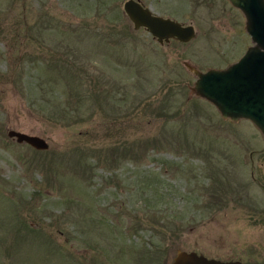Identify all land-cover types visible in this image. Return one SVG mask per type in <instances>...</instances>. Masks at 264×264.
<instances>
[{
    "label": "rangeland",
    "instance_id": "1",
    "mask_svg": "<svg viewBox=\"0 0 264 264\" xmlns=\"http://www.w3.org/2000/svg\"><path fill=\"white\" fill-rule=\"evenodd\" d=\"M141 1L195 35L160 43L124 0H0V264H169L179 248L264 264L262 133L194 89L248 42L236 8Z\"/></svg>",
    "mask_w": 264,
    "mask_h": 264
},
{
    "label": "water",
    "instance_id": "2",
    "mask_svg": "<svg viewBox=\"0 0 264 264\" xmlns=\"http://www.w3.org/2000/svg\"><path fill=\"white\" fill-rule=\"evenodd\" d=\"M230 1L243 9L246 27L253 43L237 60L225 67L196 69L194 89L211 101L223 117L234 120L241 117L250 119L260 129L264 139V42L260 32L263 28L264 14L257 8L264 6V2L263 0ZM123 10L135 29L146 28L160 43L170 38L188 41L196 32L192 23H183L172 17L155 13L141 0H124ZM7 135L37 149H46L49 146L46 138L39 134L9 128ZM170 264L246 263L239 259H221L193 249L179 248Z\"/></svg>",
    "mask_w": 264,
    "mask_h": 264
},
{
    "label": "flooded vegetation",
    "instance_id": "3",
    "mask_svg": "<svg viewBox=\"0 0 264 264\" xmlns=\"http://www.w3.org/2000/svg\"><path fill=\"white\" fill-rule=\"evenodd\" d=\"M228 1L234 6V8H236V9H228V14H229L230 17L233 18V20L235 22H237V21L239 22L240 35H243V39H247L248 42L246 44H244V49L242 50L241 53H238L234 58H232L228 63H226V65H222V66L216 65V66H214L216 68H221V67L227 66L229 63L237 60L245 52V50L248 48V46H250L253 43L252 38H251V34L248 32L247 27H246V16H245V13H244L243 9L238 7V6H236V5H234L230 0H228ZM263 2H264V0H263ZM257 8L260 9V12H262L264 14V6H260V7H257ZM260 32L263 35V42H264V17H263V28H262V31H260ZM239 37L240 36L238 34L235 35V39L233 41L236 40L235 42L237 43L238 42L237 40L239 39ZM261 49H263V47H261ZM148 242L149 243H153L151 239ZM144 248L147 249V247H144ZM156 257L158 259H160V254L157 255ZM244 263H246V262H244ZM100 264H165V263H162L161 261H157V262L100 263ZM246 264H249V263H246Z\"/></svg>",
    "mask_w": 264,
    "mask_h": 264
},
{
    "label": "trees",
    "instance_id": "4",
    "mask_svg": "<svg viewBox=\"0 0 264 264\" xmlns=\"http://www.w3.org/2000/svg\"><path fill=\"white\" fill-rule=\"evenodd\" d=\"M76 94L78 97L82 98L84 96V94H81V92H78V90L76 91ZM43 111H45V113H49L48 116L50 118H58L59 116H69V114H71V111L69 109H66V107H64V105H62V107L60 106V108H56V107H52V108H47L45 105L42 106ZM77 112H81V109L76 108Z\"/></svg>",
    "mask_w": 264,
    "mask_h": 264
}]
</instances>
